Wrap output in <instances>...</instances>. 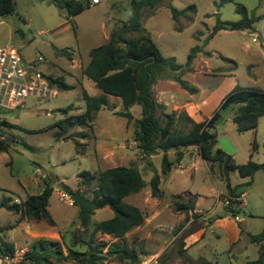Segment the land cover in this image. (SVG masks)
<instances>
[{"label": "rangeland", "instance_id": "rangeland-1", "mask_svg": "<svg viewBox=\"0 0 264 264\" xmlns=\"http://www.w3.org/2000/svg\"><path fill=\"white\" fill-rule=\"evenodd\" d=\"M77 1L84 5L91 4V0ZM131 1L102 0L100 6L87 7L70 23L50 0H14L15 12L0 17V49L14 48L23 62L31 64L33 70L45 77H63L73 87L67 91L53 88L57 91L53 98L30 97L16 110L0 113V124L8 122L15 126L1 128L3 134L0 139L10 138L11 149L0 153V203L3 198H8L12 200L11 204H20L29 195L39 194L44 182L52 183L54 191L48 211L61 231V241L58 242L64 254V259L54 261V264H78L68 257L69 249L85 252L87 246L84 242L90 240L95 223L113 216L108 208L97 210L89 227L84 229L80 226L78 209L70 203L69 198L61 197L63 191L56 193V189L62 185L77 189L78 175L84 171L97 174L110 168L137 167L146 186L141 192L127 197L125 202L140 208L145 214L155 209L158 201H163V196L161 199L151 196L150 180L158 174L163 179L161 190L166 196L164 202L178 198L196 205L197 210L223 215L222 201L225 202L228 190L221 169L213 167L193 148H189L182 161L189 169L175 168L164 178L161 171L163 151L159 148L158 154L150 157L140 153L133 136L134 121L128 123L126 118L115 115L124 111L119 98L108 96L110 106L114 108H102L96 114L93 134L85 128H77L69 133L87 134L85 138L79 135L76 138L82 153L78 152V146L72 139L57 140V129H49L66 117L60 110L73 106L74 110L69 111L67 116L85 111L83 90L94 97L102 95L91 80L83 79V69L90 62V51L106 44L111 33L121 29L129 20ZM219 2L163 0L154 8L145 7L143 10V26L164 57H173L177 64L185 66L192 48L200 47L212 54L209 58L203 53L198 54L193 62V71L181 77L189 86L197 89L196 94L183 90L168 69L163 70L161 77L154 82L152 93L157 99L158 111L164 114L175 112L176 121L186 105L195 108L197 116L200 112L202 116L199 118L210 119L235 87L264 91V0H235V3L222 7L217 6ZM237 5L244 6L250 16H263V19L254 24L253 30L221 31L210 38L218 19L222 22H238L241 19L236 12ZM190 6H194L192 11L186 12L177 22L173 20L170 7L183 11ZM178 28L182 31H178ZM199 32H202L201 36ZM56 50H70L72 59L58 55ZM226 59L236 62V70H226L232 66ZM219 69L223 71L217 72ZM129 111L134 119L142 117L139 105L132 106ZM236 113L237 107H234L220 125L214 127V131L233 145L236 150L233 158L237 164L252 160L264 165V117L257 128L238 132L233 120ZM177 125V129L183 132L190 127L184 121ZM168 157L173 160L172 151L168 152ZM37 169H41L42 175L36 173ZM229 182L232 188L245 193L243 199L246 205L239 214L245 232L241 242L232 246L231 253H228L223 238L218 239L208 231L203 242L189 252L210 258V250L216 243L219 257L213 264H246L257 260L260 252V245L252 243L250 236L264 231V171H258L253 178H243L237 170H233L229 173ZM95 188L96 185L83 188L82 192L91 197ZM220 195L226 197H221V201L218 198ZM172 212L175 215H189V210L179 212L174 204ZM168 219L173 221L171 217ZM184 224L155 226L144 235L136 232L141 226L136 227L121 243L137 252L139 262H121L112 257L99 264H204L200 259L193 261L187 257L183 235L178 234ZM52 227L43 219L28 221L22 219L19 213L0 208V239L14 244L15 249L26 252L39 240L53 241L46 235L47 229ZM116 242L117 239L100 233L94 237V243L103 246L102 255Z\"/></svg>", "mask_w": 264, "mask_h": 264}, {"label": "trees", "instance_id": "trees-1", "mask_svg": "<svg viewBox=\"0 0 264 264\" xmlns=\"http://www.w3.org/2000/svg\"><path fill=\"white\" fill-rule=\"evenodd\" d=\"M50 1L58 7L65 19L70 23H72L73 17L90 6L89 3L84 5L77 0ZM162 1H131L129 20L123 24L121 29L111 33L106 44L90 51V62L83 69V75L95 84L102 92V95L94 97L83 90L82 95L86 105L85 111L79 115L67 116L69 111L74 110L73 106L60 110L66 117L49 129H57L55 135L57 140L72 139L78 146V152L82 153V148L76 138L79 136L85 138L87 134L69 133L77 128H85L93 134L96 114L102 108H114L110 106L108 96L119 98L122 101L124 111L116 112L115 115L126 118L128 123L134 121L133 136L140 153L150 157L153 154H158L157 149L159 148L163 151L162 175H167L171 172L173 165L183 159L188 148L197 147L200 149L202 158L212 165L218 164L222 175L225 176L228 205L236 204L239 206L242 192L238 191L237 188H232L229 182V173L237 170L241 177L253 178L258 171H264V165L252 160L246 164H237L233 156H228L219 148H216L218 135L214 131V122L221 114V111L232 103L233 108L237 107V113L233 120L238 132L257 128L260 119L264 117V91L257 88L235 87L225 98L221 108L210 119H206L201 123L194 122L184 110L179 113L177 121L175 112L172 114L159 112L157 99L152 93V86L161 77V72L165 69L170 70L173 73V80L183 90L190 94H196L197 89L189 86L181 77L185 73L193 71V62L198 54L203 53L208 58L212 55L210 52H204L200 47L192 48L185 66L177 64L173 57L167 58L162 55L159 47L142 23L144 8H154ZM228 3H235V0H220L217 6L222 7ZM193 9L194 6H190L186 10L179 11L174 7H170L172 18L176 22L186 12ZM14 12V0H0V17L13 14ZM236 12L241 16L238 22H222L218 19L209 37L212 38L221 31L253 30L254 24L263 19V16L254 14L250 16L248 10L242 5H237ZM72 26L75 30V26L73 24ZM178 31H182V29L178 28ZM198 35L201 36L202 32H199ZM56 51L58 55L72 59L70 50ZM226 61L232 65L226 69L227 71L236 70V62L230 59H226ZM220 71H223V69L217 70V72ZM45 78L49 86L58 91H67L73 88L65 82L63 77ZM134 105H139L142 108V117L140 119H134L129 111ZM183 121L190 125L189 128L188 126H183L185 129L188 128L187 132L177 129V123H183ZM3 126L15 127L8 122H2L0 124L1 136L3 134L1 132ZM10 143L11 140L8 137L5 140L0 139V153L8 152L11 149ZM255 149L256 147H254V151ZM171 150L175 151L176 154L173 161L168 157V152ZM78 178L77 189L64 185L59 189L69 197L73 206L78 209L80 226L87 229L97 210L109 208L113 212V216L108 220L95 223L90 240L84 242L87 246L85 252L69 249L68 257L78 264H99L112 257L121 262L138 263L139 256L137 252L121 243V240L130 231L142 226L145 221V213L140 208L125 202L127 197L141 192L146 186L138 169L134 166L129 168L116 167L99 171L97 174L84 171L78 175ZM160 184L161 176L155 174L150 180V190L153 198L161 199L163 196ZM51 185V182H44V187L39 194L29 195L20 204H11V199L3 198L0 208L15 214L19 213L22 219L28 221L43 219L48 225L55 226L56 223L48 211L49 200L54 191V187H51ZM93 185H96V188L92 191L91 197L86 196L82 189L91 188ZM173 204L179 212L186 211L189 207L194 206L191 202L186 203L178 198H173ZM238 206H229L228 208L234 217L239 214ZM97 233L108 235L118 240V242L109 246L105 255H102L103 246L94 243V237ZM250 241L260 245V252L257 260L247 264H264V231L259 235L250 236ZM14 250V244L0 239V255L11 254ZM63 259L64 254L59 242L39 240L29 248L20 264H54V261L60 262ZM200 261L204 264H212L204 259H200Z\"/></svg>", "mask_w": 264, "mask_h": 264}, {"label": "crops", "instance_id": "crops-1", "mask_svg": "<svg viewBox=\"0 0 264 264\" xmlns=\"http://www.w3.org/2000/svg\"><path fill=\"white\" fill-rule=\"evenodd\" d=\"M101 4H102V0L99 4H90V7H97V6H100ZM83 77H84L83 78L84 80L88 79L86 76H83ZM182 109H184L187 112L188 116L196 123H201V122L206 120L205 117L199 118V116H202L201 113L199 112V116H197V114L195 113V111H196L195 108H193L191 105H186V106L182 107ZM219 137H222V136H218V138ZM192 148L194 149V151L197 154L201 155L199 148L190 147V149H192ZM216 148H219V146L217 145ZM171 151L174 155V158H173V160H174L176 154H175V151H173V150H171ZM184 157H185V155H184ZM184 157H183V159H184ZM183 159L179 163H175L172 167V170L175 168H178L181 170L189 169L188 165L182 164ZM213 167H216V168L218 167L220 169L218 164H213ZM172 170H171V172H172ZM171 172L169 174H171ZM169 174L165 175L164 178L168 177ZM162 181H163V179L161 178V184H162ZM161 184H160V189H161ZM189 195L191 196V194H189ZM244 196H245V193H242V196L239 199V202H240V204L238 206L239 214H241L242 209L246 205V203L243 199ZM221 197H226V196H223V195L218 196L219 200H221ZM165 199H166V196H165V193L163 192L162 203H161V201H158L155 209H152L151 211H149L148 213L145 214V221H144L143 225L141 227H139L138 231H136V232L144 235L145 233L152 230L155 226H163V227L167 226L168 227L171 224L185 222L184 226L182 227V229L179 231L178 234L183 235V241L185 244L184 248L188 253V254H186L187 257H189L193 261H197L199 259H204L207 262H210L212 264L214 262H216L215 260L218 259V257H219V251L217 249L216 243L213 244L212 249L210 250V253H211L210 258H207L206 256H204L202 254L201 255L200 254H191V252H189L195 246H197L201 242H203L208 231L211 233V235H214L218 239L223 238V242L225 243V245H227L226 252H228V253L229 252L231 253L230 250H231L232 246H237L241 242L242 236L245 234V232L243 231V228L241 226V219L239 218V214L236 217H234L233 213L231 211H229L227 197L225 199V202L221 200L223 202V207H224L223 215L213 213L212 211L203 212L202 210H197L196 205H194L192 207L193 211H191L190 210L191 207H189V209H188L189 215L188 216L185 214L175 215L172 212V207H173L172 199L171 200L168 199L167 202H164ZM104 209H106V208H104ZM170 217L173 219V221L168 219ZM201 225L203 227H201ZM60 232L61 231L55 225L51 229H47L46 235L51 237V239H53L54 242H58V241H61ZM247 235H248V233H247ZM117 242H118V240H117ZM255 245H257V244H255ZM255 247H258V246H255ZM258 249H257V251H258Z\"/></svg>", "mask_w": 264, "mask_h": 264}, {"label": "built area", "instance_id": "built-area-1", "mask_svg": "<svg viewBox=\"0 0 264 264\" xmlns=\"http://www.w3.org/2000/svg\"><path fill=\"white\" fill-rule=\"evenodd\" d=\"M100 2L91 0V4ZM56 95L57 91L49 86L44 75L33 70L30 63L23 62L14 48L0 49V113L16 110L30 97L53 98ZM36 173L42 175L41 169H37ZM60 191L56 189L57 194ZM61 197L69 198L64 192H61ZM70 203L73 205L71 200ZM26 228L29 229V226ZM27 252L15 249L11 254L0 255V264H20Z\"/></svg>", "mask_w": 264, "mask_h": 264}, {"label": "water", "instance_id": "water-1", "mask_svg": "<svg viewBox=\"0 0 264 264\" xmlns=\"http://www.w3.org/2000/svg\"><path fill=\"white\" fill-rule=\"evenodd\" d=\"M232 107H233L232 103L225 107V109L221 112V114L216 118L214 122V127L220 125V123L226 118L228 112L232 109ZM218 146L219 149L228 156H233L236 151L233 145L224 137L218 138ZM190 210L193 211V208L191 207Z\"/></svg>", "mask_w": 264, "mask_h": 264}]
</instances>
